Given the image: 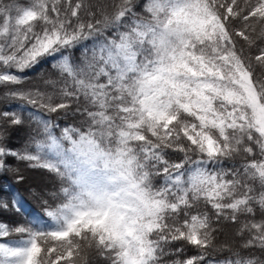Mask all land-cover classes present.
<instances>
[{"label":"snow or ice","instance_id":"6c2138e0","mask_svg":"<svg viewBox=\"0 0 264 264\" xmlns=\"http://www.w3.org/2000/svg\"><path fill=\"white\" fill-rule=\"evenodd\" d=\"M0 88V176L58 182L0 197V264H264V0H0Z\"/></svg>","mask_w":264,"mask_h":264},{"label":"trees","instance_id":"16d2710c","mask_svg":"<svg viewBox=\"0 0 264 264\" xmlns=\"http://www.w3.org/2000/svg\"><path fill=\"white\" fill-rule=\"evenodd\" d=\"M29 77V80L25 82L23 87H43V81L49 77L55 78L56 72L52 68L51 61H44L33 70H30L26 73ZM4 89L0 88V112L14 110L15 105L18 101L8 100L3 98L2 93ZM63 122V121H61ZM25 136L24 129L13 130L11 136L8 140V145L12 148H18L23 143ZM9 163L14 167L20 168V175L24 177L22 181L17 182L16 176L13 173L0 176V185L5 186V191H0V197H9L11 194L19 193L25 202V210L28 211H41L42 207L39 199L35 198L32 195V189H35L37 192L44 194L46 192L55 191L58 188V182L49 174L39 171L32 170L25 167L24 164L19 163L13 158H9ZM47 198V197H46ZM57 201L50 200V203L55 205ZM242 219V218H241ZM0 221L8 223L10 226H15L17 224L24 223V217L20 213H15L13 211H3L0 210ZM222 230L216 234L215 243L217 246L222 244H235L238 246L240 243V237L236 236L235 229L237 225L229 222H221ZM215 226V225H214ZM11 238H16L15 235ZM179 243V242H178ZM208 259H222L227 255V252L209 250ZM196 254V249L191 246L186 248V256H191ZM174 257H165V261H169ZM86 264H103L102 260L96 256L92 251H89L87 254Z\"/></svg>","mask_w":264,"mask_h":264}]
</instances>
